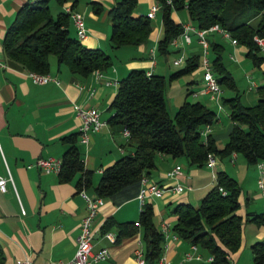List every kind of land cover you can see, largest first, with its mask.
<instances>
[{"label": "crops", "instance_id": "0c3cea01", "mask_svg": "<svg viewBox=\"0 0 264 264\" xmlns=\"http://www.w3.org/2000/svg\"><path fill=\"white\" fill-rule=\"evenodd\" d=\"M24 1L26 0H0V174L7 177L6 188L4 190L0 188V243L5 254L4 264H20L25 257H29L32 264H46L49 260L69 259L75 251L80 220L86 210L85 199L79 189L83 187L87 192L95 193L94 185L98 182L103 168L125 152L134 150V144L125 136L122 126L109 120L114 112L110 103L116 92L118 79L130 67L149 68L151 65L149 48L152 46H156L153 71L163 73L168 79L171 72L170 53L176 51L178 54L183 53L185 57L192 53L200 54V46L196 34L192 33L189 41L178 36L177 43L170 44L171 51L165 55L160 54L157 43L162 35L163 26L159 7L155 14L150 16L155 23H152L148 38L135 45L139 50L134 48L127 51L125 60L121 63L114 61L111 56V64L107 68H99L102 71L101 76H97L94 69L86 74L72 71L66 63L59 62L57 55L51 52L48 55L47 71L55 79L37 82L28 74L29 69L5 55L2 46L6 29ZM155 1L138 0L140 10L134 13L148 14L150 6ZM114 2L115 0H76L72 6L70 2L59 4L58 11L61 8L65 9L66 5L79 10L87 26V35L81 40L86 45L101 47L109 54L114 49L115 55H120L118 51L128 44L116 47L111 44L109 25L111 26L112 19L108 10ZM183 8L184 14L180 13V9H173L171 12L173 18L182 23L191 20L187 9ZM100 20L104 24L100 25ZM69 28L76 34L71 18ZM213 31H208V38L218 40L216 32ZM229 43L233 53H229L228 64H225L233 75L242 69L248 85L251 79V75H248L250 74L248 62L261 67L263 72L264 60L260 65H256L246 54L245 44L231 40ZM197 70L200 78L196 81L200 85L202 83L200 65L192 72ZM104 77L113 78L116 83L107 84L103 81ZM167 79L165 93L171 97V109L174 110L185 96L180 100L181 89L178 85L175 86L171 79L168 81ZM257 84L255 81V86ZM191 86L189 84L186 88H196ZM208 97L214 99L215 107H211L216 111V118L211 123L209 132L217 145L222 146L233 123L229 106L222 101V91L219 98L209 95ZM77 104L96 107L101 118L105 119L99 130L90 132L87 143L78 140L84 167L91 169L90 182L82 186L78 184L80 171L68 179H60L57 171H46L34 164L27 165L39 156L52 155L61 158L68 145L63 136L77 131L79 127ZM186 161L188 162H183L178 156L160 153L156 166L147 174L159 183L178 180L184 185L180 192L168 190L160 196L146 197L145 201L149 200L153 205L157 227L160 228L162 219L168 220L172 226L176 217L172 211L174 204L179 201L197 204L204 193L216 183V172L220 169L225 170L239 183L237 211L243 216L241 244L237 250L228 254V264L244 263L248 258L251 260V243L264 239V220L258 221L250 216L252 212L264 214V196L259 197L264 194V190L257 184V190L246 189V192H243L239 180L240 176L245 174L257 182L256 163L248 162L240 153H236L233 160L229 155L221 156L216 153L212 165L207 163L198 165L190 162L188 158ZM175 163L181 164V171L172 177L167 174V170ZM208 166L213 172L209 175ZM9 174L11 178L8 177ZM140 186L141 181H135L109 196H104V201L92 221V248L106 247L108 254L98 259L95 264H136L134 247L140 246L144 252L146 251L147 245L141 224L136 223L138 226L134 232L118 233L119 222L135 221L139 218L143 205L138 197ZM110 219L111 223L103 225ZM187 250H193L201 257L183 260V254ZM162 252L167 261L161 263L157 260L153 264H199L208 262L211 255L207 248L198 243L192 248L191 241L180 236L167 237L166 245L163 239Z\"/></svg>", "mask_w": 264, "mask_h": 264}, {"label": "trees", "instance_id": "16d2710c", "mask_svg": "<svg viewBox=\"0 0 264 264\" xmlns=\"http://www.w3.org/2000/svg\"><path fill=\"white\" fill-rule=\"evenodd\" d=\"M59 4L76 0H56ZM163 31L158 39L157 50L168 54L172 38L182 32L181 21L173 18V9L185 7L189 18L198 27H208L217 22L227 29L237 42L247 46L246 54L256 65L264 60L253 35L264 36V0H158ZM138 0H115L109 8L111 16L110 39L112 46L137 45L146 40L152 29L147 13H134ZM69 12L61 8L55 15L50 10L49 0H26L18 8L8 25L2 40L6 56L31 70L47 71L49 53H55L59 62H64L72 71L86 74L92 69L107 68L111 55L98 46L86 45L69 28ZM211 65L217 80L236 92L222 95V101L229 106L233 121L228 138L218 146L209 132L206 139L201 135L204 123L210 124L216 118V111L201 99L185 97L173 115L167 109L165 98L166 77L163 73H146L141 66L130 67L118 79V84L110 107L114 112L109 117L112 122L128 128L129 141L133 151H127L106 165L95 192L109 196L120 188L139 181L143 174H149L156 166L158 154L172 156L185 155L190 162L206 163L207 153L212 151L221 156L232 151L240 153L248 162L264 158V79L255 86L257 99L252 104L241 101L237 84L231 70L223 61L222 42L209 37ZM200 54L187 55L183 64L171 71L168 79L192 72L200 65ZM264 73V69H263ZM194 88L187 89V93ZM79 130L63 136L68 142L61 156L58 170L60 179H68L80 171L79 185L90 182L91 169L84 167L79 143ZM219 186L225 188L222 192ZM238 181L225 170L216 172V183L201 197L197 204L179 201L172 211L176 217L172 229L178 236L200 244L213 255L208 262L199 264H228V254L237 250L242 240L243 216L239 207ZM248 215V214H247ZM252 219L263 221L264 214L252 212ZM139 224L144 230L146 260L150 264L158 260L162 251L164 235L154 221L151 201L146 200L141 207ZM112 219L106 220L107 226ZM119 234L131 233L137 229L135 221L118 223ZM253 264H264V239L251 243ZM5 254L0 243V264H4Z\"/></svg>", "mask_w": 264, "mask_h": 264}, {"label": "built area", "instance_id": "2783aa9c", "mask_svg": "<svg viewBox=\"0 0 264 264\" xmlns=\"http://www.w3.org/2000/svg\"><path fill=\"white\" fill-rule=\"evenodd\" d=\"M170 1V0H167ZM160 7V2L156 0L148 11V16H153L155 11ZM65 9L69 12L70 18L75 26L76 35L78 38L82 39L87 35V26L85 24V19L83 14L77 10L72 8L70 5H66ZM183 30L177 36L172 38V42L177 43L178 36H181L183 40L189 41L191 39V34L195 33L198 42L201 44L202 48V56L200 59V67L202 68V83L194 88L191 92L197 94L198 92H202L208 94L210 97L219 98L220 93L222 91V85L217 80L213 72V68L211 65V60L209 56L210 44L208 38V31L210 30H218L222 34L230 36V40L232 42H237L236 38L230 34V32L220 26L217 22L212 23L208 27H198L191 20H187L183 22ZM253 38L258 45L259 49L264 53V36L259 34H254ZM149 57L151 61V65L146 69L147 74H151L153 72V66L156 61V46H152L149 48ZM185 56L183 53H180L172 58L173 63H180L184 61ZM97 76L102 75V71L99 68L94 69ZM28 74L32 77L34 81L43 82L49 79H55V77L49 71H38V70H28ZM103 81L105 83H116V80L113 78L104 77ZM255 86V81L251 78L249 87ZM76 114L80 118L79 123V140L83 143H87L89 139L90 132L99 130L100 127L105 123V119L101 118L99 110L94 106H83L77 104L76 106ZM211 124L209 122L204 123L200 132L203 139H206L207 134L210 131ZM123 133L127 137L129 135L128 128L122 129ZM236 151H232L230 153V158L233 160L236 155ZM215 161V154L212 151L207 153L206 163L208 165H212ZM36 165L46 171H57L61 165V158L55 157L52 155L47 156H39L33 162L27 163V165ZM258 167V177L257 184L264 190V161L259 159L257 160ZM181 171V164L175 163L169 170H167V174L169 176L175 177L177 173ZM11 178V175H8ZM6 179L7 177L0 174V188L4 190L6 188ZM141 186L138 192V197L142 204H144L146 197L156 195L160 196L166 191L180 192L184 185L175 180V183H159L158 181L150 178L147 174H143L140 178ZM221 191L226 192L225 188L219 186ZM79 192L85 199L86 210L80 220L79 232L76 237V248L73 255L66 260L63 259H55L49 260L46 264H95L96 261L100 258L105 257L108 254V249L106 247H101L98 249L92 248L93 241V228L92 221L93 218L98 211L99 206L104 201V196L95 193L87 192L83 187L79 189ZM22 211L24 209L22 208ZM135 223L139 224L138 220H135ZM160 230L164 235V245L167 244V237H178L177 232H175L169 221L166 219H162L160 222ZM109 235L111 233H108ZM191 247L195 248L196 243L191 242ZM136 264H147L145 252L140 246H136L133 249ZM200 258L201 255L199 253H194L193 250H187L183 254V260H190L192 258ZM213 255H209L208 259L211 260ZM166 256L160 253L158 257V262H165ZM20 264H32L31 259L29 257H25L20 261ZM245 264V263H239Z\"/></svg>", "mask_w": 264, "mask_h": 264}, {"label": "rangeland", "instance_id": "374dc122", "mask_svg": "<svg viewBox=\"0 0 264 264\" xmlns=\"http://www.w3.org/2000/svg\"><path fill=\"white\" fill-rule=\"evenodd\" d=\"M49 5H50V10H51L52 14L55 15L56 12L58 11L59 3L56 0H49ZM134 10L135 11H139L140 10L138 4H137V6L135 7ZM142 10H144V9L142 8ZM179 11L182 14L185 13V9L184 8H181ZM101 12H103V9L101 10ZM159 14L160 13H158V16H159ZM151 22L155 23V21L153 19L151 20ZM99 24L101 25V24H104V23L100 20ZM109 27H111V26L109 25ZM213 33L217 34L218 40L221 41L222 44H223L222 56H223L224 62L226 64H228V61H229L228 56H229V53L232 52V50H231L232 48H231L230 43H229L230 42V36L224 35L220 31H217V30H214ZM199 46H200V57H201L202 56V48H201V44L200 43H199ZM122 48L123 49H120V51H118V52H120V55H115V53L113 51L114 49L110 53L114 61H117V62L121 63V62H123L125 60V54H126L127 51L133 50L134 48L138 49V47H135V45H132V44L125 45ZM176 55H178V52H176V51L175 52L173 51V52L170 53V61H169V69H170V71H173L174 69L180 67L183 64V61L180 62V63H173L172 62V58L174 56H176ZM209 56H211V51L210 50H209ZM248 65H250V68H248L249 71H250L249 72L250 74H248V75H251V78L253 80H255L258 83H260L264 79L263 78L264 74L262 72V68L258 67V66H254L251 62H248ZM198 71L199 70H197L196 72H192V73L191 72L183 73V74H181L179 76L171 78V80L173 81V84L175 86L178 85L179 88L181 89V93H180V97L181 98H180V100H182L184 96L187 97L188 99H201V100L207 102L208 105L213 106V108H214L215 107L214 99L209 98L208 94H205V93H202V92H198L197 94H194L192 92L187 93V88H186L187 85L190 84V85H192L191 87H197L199 85L198 84L199 82L196 81V79L200 78V75H199ZM201 72H202V68H201ZM258 75L260 77H258ZM233 76H235L234 78L236 79L235 81H236V84H237V90L239 92L241 101L243 103H245V104L254 103L256 101V99H257V93H256V90H255V86L249 88V86H248L249 84L247 85V83L245 81L243 70L242 69L237 70ZM191 79H195V80L191 81ZM168 80L169 79H167V81ZM235 92H236V90H234V89H232V88H230L228 86H223V88H222V95L223 96H229V95L234 94ZM172 97H174V95H172ZM165 98H166L167 109H168L169 113L171 115H173L176 109H174V110H173V108L171 109V107H172V105H171V97H169L168 93H165ZM178 101H179V99H178ZM178 158L180 160H182L183 162L184 161L188 162V161H186L187 157L185 155H183V154L179 155ZM261 160L264 161V158H262ZM255 163L257 165V161ZM202 167L206 168L205 165H202ZM207 169H208V175L211 174V172H212L211 168L208 166ZM239 182L241 184L242 189H244L243 192H246L245 191L246 189H249L251 191H254V190L258 189L257 182H255V179L254 178L251 179V177L248 176V175L246 176L244 174L243 176H240ZM171 183H175V180L172 181ZM263 196H264V194L259 195V197H263ZM156 217L157 216H155V218ZM244 254H245V251H244ZM244 263L245 264H253L252 263V259L250 260V258H248V260L246 262H244Z\"/></svg>", "mask_w": 264, "mask_h": 264}, {"label": "water", "instance_id": "95a60500", "mask_svg": "<svg viewBox=\"0 0 264 264\" xmlns=\"http://www.w3.org/2000/svg\"><path fill=\"white\" fill-rule=\"evenodd\" d=\"M147 264H150V258L147 259Z\"/></svg>", "mask_w": 264, "mask_h": 264}]
</instances>
